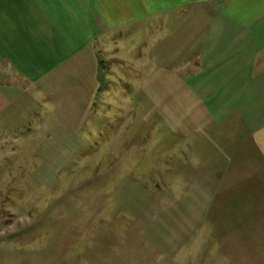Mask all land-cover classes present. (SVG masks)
<instances>
[{"label":"rangeland","instance_id":"obj_1","mask_svg":"<svg viewBox=\"0 0 264 264\" xmlns=\"http://www.w3.org/2000/svg\"><path fill=\"white\" fill-rule=\"evenodd\" d=\"M202 7L181 41L221 20ZM154 21L101 28L99 68L0 74V264H264L248 77Z\"/></svg>","mask_w":264,"mask_h":264},{"label":"crops","instance_id":"obj_2","mask_svg":"<svg viewBox=\"0 0 264 264\" xmlns=\"http://www.w3.org/2000/svg\"><path fill=\"white\" fill-rule=\"evenodd\" d=\"M202 6H211V14L221 20L214 21L202 36L201 23H197L189 42L201 45L195 50L200 61L212 62L204 65L209 67L203 73H209L206 77L221 78L226 84V77H248L243 87L250 86L243 93L247 98L251 94V99L244 105L252 107H244L250 114L244 112L241 125L257 127L248 132L253 143L245 153L254 154L257 160L252 171L264 176V0H0V68L5 69L0 74L40 78L87 58L94 59L99 68L94 43L101 28L120 33L135 21L147 19L154 29L160 27L153 23L159 16H163L164 36L178 35L181 60L189 43L180 40L187 29L186 15L205 12ZM172 23L177 25L171 27ZM205 48L209 54H204ZM259 185L264 191V183Z\"/></svg>","mask_w":264,"mask_h":264}]
</instances>
